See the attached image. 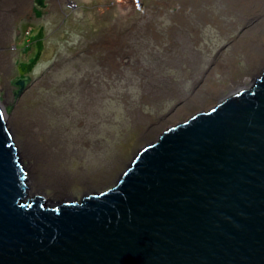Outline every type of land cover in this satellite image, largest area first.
Returning a JSON list of instances; mask_svg holds the SVG:
<instances>
[{
	"label": "rangeland",
	"instance_id": "374dc122",
	"mask_svg": "<svg viewBox=\"0 0 264 264\" xmlns=\"http://www.w3.org/2000/svg\"><path fill=\"white\" fill-rule=\"evenodd\" d=\"M42 2L0 7V104L28 195L50 204L113 187L139 148L264 69V0ZM160 34L169 63L140 77L161 58L148 50ZM107 46L144 54L109 66Z\"/></svg>",
	"mask_w": 264,
	"mask_h": 264
},
{
	"label": "water",
	"instance_id": "95a60500",
	"mask_svg": "<svg viewBox=\"0 0 264 264\" xmlns=\"http://www.w3.org/2000/svg\"><path fill=\"white\" fill-rule=\"evenodd\" d=\"M5 113L0 264H264V69L139 148L113 187L54 204L28 195Z\"/></svg>",
	"mask_w": 264,
	"mask_h": 264
},
{
	"label": "trees",
	"instance_id": "16d2710c",
	"mask_svg": "<svg viewBox=\"0 0 264 264\" xmlns=\"http://www.w3.org/2000/svg\"><path fill=\"white\" fill-rule=\"evenodd\" d=\"M150 29H152V28H150ZM164 32V31H163ZM158 33H160V32H158ZM165 36V35H164ZM163 36V34H160V37L161 38H159V42L156 40V37H152V40L150 39V41H149V46L151 47V48H149L148 50H154V51H156L158 54H159V56L161 57V58H159L158 56H156L155 58H154V60H153V62H152V66H148L149 67V69H146L145 70V68L143 69L142 67H138V65L136 64V63H134V60H135V58L137 59V55H139V56H143V54H144V52H142V53H139V54H137L135 57L134 56H129L128 57V55L124 52V53H121V51H120V49H118L117 50V46L115 47V48H113V47H111V46H107L106 48H105V52L107 53V56L110 58V60H107L106 61V63H107V65H109V66H112V62L114 63V64H117V62H119L120 61V59H121V57H124V56H127V60L129 59V60H131V64L134 66V67H138L139 69H138V71H139V74L140 73H143L142 75H140V77H143V75L144 76H146V74H154V73H159V75H160V70H161V68H163L164 69V67L169 63V54L167 53V54H164V55H161L158 51L160 50V48H161V46L160 45H165V43H166V41H169V39H168V36H167V38L165 37V38H163L164 37ZM159 43V44H158ZM174 50V49H173ZM146 56H149V53H147L146 54ZM116 59V60H115ZM160 59V60H159ZM162 61V63H160ZM148 74V75H149ZM168 84V83H167ZM170 87H171V85H170Z\"/></svg>",
	"mask_w": 264,
	"mask_h": 264
},
{
	"label": "bare ground",
	"instance_id": "6f19581e",
	"mask_svg": "<svg viewBox=\"0 0 264 264\" xmlns=\"http://www.w3.org/2000/svg\"><path fill=\"white\" fill-rule=\"evenodd\" d=\"M25 1L26 0H0V7L1 6H8L9 8H11V10H13L14 14L21 12L25 6ZM8 16H4L3 18H0V25L1 27L3 26V23L7 21ZM1 34V32H0ZM1 37V35H0ZM24 149L30 154L33 152L32 149H35V145L32 146L31 141H28L27 144L23 145ZM64 150H66L64 148ZM32 151V152H30ZM28 189V188H27Z\"/></svg>",
	"mask_w": 264,
	"mask_h": 264
},
{
	"label": "flooded vegetation",
	"instance_id": "af4514ba",
	"mask_svg": "<svg viewBox=\"0 0 264 264\" xmlns=\"http://www.w3.org/2000/svg\"><path fill=\"white\" fill-rule=\"evenodd\" d=\"M108 57V56H107ZM107 59H109L110 60V58L108 57ZM116 60V59H115ZM117 63H119V62H117Z\"/></svg>",
	"mask_w": 264,
	"mask_h": 264
}]
</instances>
